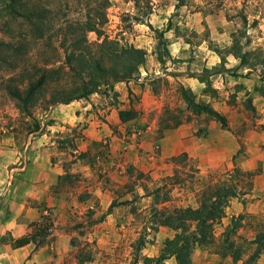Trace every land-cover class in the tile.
Wrapping results in <instances>:
<instances>
[{
    "label": "rangeland",
    "instance_id": "obj_1",
    "mask_svg": "<svg viewBox=\"0 0 264 264\" xmlns=\"http://www.w3.org/2000/svg\"><path fill=\"white\" fill-rule=\"evenodd\" d=\"M238 14H244L246 22ZM106 15L103 34L119 44L142 49L145 62L132 80L102 87L80 99L91 104V117L99 123L95 127L104 126L100 139L90 140L91 145L84 149L77 148L80 138L54 139L56 152L71 154L63 165L65 172L76 158L94 154L90 164H95V156L110 150L118 152L114 164H120H113L111 171L115 174L96 173V182L101 183L102 191H108L103 204L98 196L88 193L86 182L74 173L58 179L54 187L66 200L90 199L98 212L97 217L88 207L77 215V234L70 238V249L60 264H158L144 258H156L164 240L174 232L156 226L151 210L170 215L175 208L198 207L212 185L220 181L236 182L240 194L229 200L215 234L231 218L243 214L236 240L245 250L234 263L194 247L190 264H244L254 248L248 243L264 221V66L249 67L250 57H235L227 53V48L236 40L241 53H264V0H109ZM2 17L5 15L0 10ZM0 38L7 39L2 31ZM96 38L95 33H88L90 41ZM181 86L190 90L196 103L223 115L226 126L188 108ZM37 104L31 108L30 118L18 111L13 99L0 94V149L13 157L11 166L24 162L17 146L46 131L45 125L53 122L49 115L52 107L43 110ZM129 109L136 112L135 118L120 122L118 111ZM166 109L169 111L164 113ZM175 115L181 123L165 129L160 120L172 123ZM36 124L38 130L31 132ZM178 127L184 129L185 141H194L190 148L195 153L175 162L173 158L182 149L172 133ZM19 148L23 155L24 145ZM72 149L80 152L75 153L76 158ZM138 156L143 169L135 165ZM49 157L51 163L57 158L53 154ZM48 213L52 220L51 210ZM106 213L131 214L133 219L128 225L110 221L101 229L105 232L101 241L88 237L93 226L100 228L106 223ZM11 239L10 235L0 237V246ZM2 258L0 251V264ZM252 264H264V252Z\"/></svg>",
    "mask_w": 264,
    "mask_h": 264
},
{
    "label": "trees",
    "instance_id": "obj_2",
    "mask_svg": "<svg viewBox=\"0 0 264 264\" xmlns=\"http://www.w3.org/2000/svg\"><path fill=\"white\" fill-rule=\"evenodd\" d=\"M108 6L109 0H0V10L5 15L0 18V31L7 37L0 38V94L13 99L18 111L31 118V108L39 105L37 103L41 109L48 110L86 99L113 83L132 80L145 62V52L119 44L103 34ZM238 15L246 22L244 14ZM89 32L96 34L95 41L88 39ZM215 50L220 51L219 48ZM227 53L241 59L250 57L249 67L264 66V53H241L236 40L227 48ZM180 89L188 108L196 113L204 112L222 127L226 126L223 115L196 103L190 90L182 86ZM135 116L132 109L118 111L120 122ZM168 121L160 120L165 129L181 123L177 115L172 123ZM38 128L34 125L31 132ZM261 128L264 129V123ZM179 157L186 159L187 155L182 152L173 160L177 162ZM234 172L240 174L236 167ZM239 194L236 182L220 181L212 185L198 207L175 208L170 215L153 208L154 224L167 227L174 234L164 240L156 258L144 260L158 264H190L192 249L198 247L220 258H230L234 263L239 261L245 249L236 235L245 216L231 218L222 231L215 234V227L225 217L229 200ZM52 225L49 215L41 214L38 221L28 225L27 234L11 239L13 247L44 246L50 239ZM248 244H253L254 248L244 264H252L264 252V221L258 224Z\"/></svg>",
    "mask_w": 264,
    "mask_h": 264
},
{
    "label": "crops",
    "instance_id": "obj_3",
    "mask_svg": "<svg viewBox=\"0 0 264 264\" xmlns=\"http://www.w3.org/2000/svg\"><path fill=\"white\" fill-rule=\"evenodd\" d=\"M91 107V104L81 102V100L52 107L49 115L53 122L51 125H45L46 131H39L35 136L22 141L23 155L19 148L22 146H17L19 149H17V154L24 159V162L19 164L20 166H11V163L14 162L13 157L5 155L6 150L0 149V237L10 235L12 239H15L27 234L30 231L28 225L33 221H38L41 214L49 215L48 210H51L53 225L49 237L55 238L53 242L36 249L32 244L15 248L11 241L4 243L0 246V251L4 255L3 264H60L64 253L70 249V238L77 234V227L74 225L77 215L88 207L96 211L92 200H80L74 197L68 201L64 198L63 193L56 191L54 186L62 175L66 173L77 175L82 182H86L88 193L92 192L93 195L98 196L101 199L100 203L103 204V199L108 191L107 189L102 191L101 183L96 182V173L115 174L111 168L118 152L110 150L103 156H95L96 163L90 164L94 154H88L79 159L76 158L75 153L79 154L80 152L77 149H72V157L76 158V161L72 163V168L68 169L69 172H65L63 165L70 160L68 157H71V154L56 152L54 145V139L62 140L70 137L76 141L77 138H80V146L77 145V148L84 149L88 147V144L91 145L92 141L90 140L101 138L102 133H105V128L104 126L95 127L99 126V123L94 117H91ZM86 115L88 116L86 117ZM74 132L76 133L74 134ZM172 133L176 135L177 142L182 148L178 153L185 152L188 156H193L195 149H191L190 145L194 141H185L184 129L178 127ZM14 139L20 141L18 137H14ZM51 154L57 157L54 163L50 161ZM140 159L141 156L135 159V165L143 169L145 166ZM116 165L115 167H120V164ZM126 197L129 196L126 195ZM101 213L100 215H102ZM97 217L96 220H99L100 218L97 219ZM132 219L131 214L125 217L121 214L106 213L104 216L106 223L100 224V228L98 225L93 226L88 237L98 238L101 241L102 235L105 233L101 229L105 225L107 226L110 221L127 222L126 225H128ZM121 226H123L122 223Z\"/></svg>",
    "mask_w": 264,
    "mask_h": 264
}]
</instances>
